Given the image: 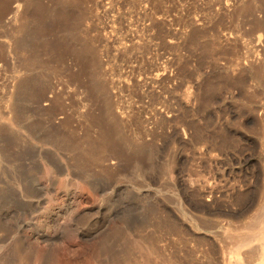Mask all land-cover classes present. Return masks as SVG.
<instances>
[{
	"label": "rangeland",
	"instance_id": "obj_1",
	"mask_svg": "<svg viewBox=\"0 0 264 264\" xmlns=\"http://www.w3.org/2000/svg\"><path fill=\"white\" fill-rule=\"evenodd\" d=\"M0 264H264V0H0Z\"/></svg>",
	"mask_w": 264,
	"mask_h": 264
}]
</instances>
